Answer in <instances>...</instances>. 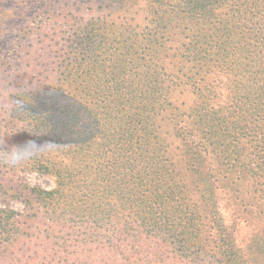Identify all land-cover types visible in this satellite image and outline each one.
Here are the masks:
<instances>
[{
  "label": "trees",
  "instance_id": "trees-1",
  "mask_svg": "<svg viewBox=\"0 0 264 264\" xmlns=\"http://www.w3.org/2000/svg\"><path fill=\"white\" fill-rule=\"evenodd\" d=\"M85 4L34 28L60 39L50 73L0 61L15 73L0 146L34 140L24 169L55 178L0 181L24 202L0 208V264H21L34 221L62 264H264V0Z\"/></svg>",
  "mask_w": 264,
  "mask_h": 264
},
{
  "label": "rangeland",
  "instance_id": "rangeland-1",
  "mask_svg": "<svg viewBox=\"0 0 264 264\" xmlns=\"http://www.w3.org/2000/svg\"><path fill=\"white\" fill-rule=\"evenodd\" d=\"M87 0H77L71 6L68 3L69 9L65 10L62 0H0V17L4 16L2 12L7 10V14L0 19V61L4 56L12 57V63L17 65L20 63V68L25 70L27 74L35 73V69L42 72L50 73L51 69L55 66L52 59L53 53L59 50V40H51L47 37L43 39V43H40V37H36V30L34 28H40L44 34L47 32L44 26L55 28L58 26L56 23V16L63 19L62 22L66 24H71L73 22L74 9L79 6H88L85 4ZM84 8V12L89 13V9ZM16 13L17 15H12ZM87 16V15H85ZM113 19L108 18V20H115L118 24L121 22L130 24V21L125 17L122 12H116ZM70 20V21H65ZM55 22L56 24H54ZM46 23V25H43ZM123 23V24H124ZM68 29V27H67ZM64 28H59L58 32L60 37L67 38L68 30ZM50 32V31H49ZM25 37V39L30 40L34 38V41L30 42V47H27V42H22L21 48L23 53H29L25 60L19 58L16 61L19 52L13 46V41L17 38ZM64 39V40H65ZM61 46V45H60ZM14 65L6 66L0 64V124L4 123L6 113L9 114L11 102L8 95L11 93L9 80L5 79V76H15L13 73ZM13 68V69H12ZM23 71H20V75ZM36 74V73H35ZM5 145V144H4ZM0 153L4 152L3 146H0ZM0 181L6 183L9 187L17 188L20 183H26L30 186L42 187L45 189H52L55 187V178L47 173H41L38 171L24 169L23 165L16 167L15 169L0 167ZM0 208H10L15 211L22 212L24 209V202L20 200L13 199L10 195H3L0 193ZM33 225L31 232H35L32 236L21 237V242L15 247L16 258L18 263L23 264H62L60 257L55 255L54 251L51 249L50 241H48L47 232L48 228L43 225H39L37 221L31 222L30 226ZM245 232L244 228L238 231V236L243 238ZM247 237L249 235V230L246 233ZM246 237V239H247ZM240 238V239H241ZM73 249L70 247L69 251ZM89 249V248H86ZM15 258V259H16ZM1 264H7L3 261ZM88 264H98V262H93L89 260Z\"/></svg>",
  "mask_w": 264,
  "mask_h": 264
},
{
  "label": "clouds",
  "instance_id": "clouds-1",
  "mask_svg": "<svg viewBox=\"0 0 264 264\" xmlns=\"http://www.w3.org/2000/svg\"><path fill=\"white\" fill-rule=\"evenodd\" d=\"M40 154L41 150L36 147V142L34 140H29L22 146H13L11 149L0 153V162L16 168Z\"/></svg>",
  "mask_w": 264,
  "mask_h": 264
}]
</instances>
